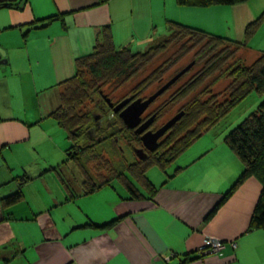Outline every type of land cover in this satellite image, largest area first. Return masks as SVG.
<instances>
[{
    "label": "crops",
    "instance_id": "obj_1",
    "mask_svg": "<svg viewBox=\"0 0 264 264\" xmlns=\"http://www.w3.org/2000/svg\"><path fill=\"white\" fill-rule=\"evenodd\" d=\"M97 2L27 0L22 9L0 8V59L6 60L0 63V264H264V229L250 230L262 189L257 178L246 179L212 214L244 170L224 138L208 137L176 174L157 181L149 175L153 198L131 199L120 183V193L112 183L86 194L79 167L67 171L74 161L66 132L36 109L49 94L45 106H59L60 83L74 75L78 57L92 52L106 24L118 48L140 51L168 34L169 21L232 37L224 30L231 21L246 41L238 56L254 62L264 51V18L250 38L244 29L264 13V0L209 7ZM58 14L62 19L44 22ZM18 192L17 202L3 204ZM117 218L107 229L87 225ZM207 237L225 247L200 255Z\"/></svg>",
    "mask_w": 264,
    "mask_h": 264
},
{
    "label": "trees",
    "instance_id": "obj_2",
    "mask_svg": "<svg viewBox=\"0 0 264 264\" xmlns=\"http://www.w3.org/2000/svg\"><path fill=\"white\" fill-rule=\"evenodd\" d=\"M109 1L98 0L97 4H105ZM246 1L248 0H177L181 6L196 7L235 5ZM26 2L27 0L0 1V8L22 9ZM263 18L264 13L246 26V39L254 34ZM57 19H62V16L54 15L44 22L47 24ZM167 30L168 34L155 45L149 46L145 51H134L129 46L118 48L114 42L111 25L106 24L101 27L92 52L78 57L74 75L60 83L62 88L60 104L50 116L67 134L70 142L68 154L83 173L86 194L104 185L118 182L127 190L131 199L143 198L146 196L145 193L149 198H153L157 188L147 177L149 167L157 165L165 169L203 134L217 126L252 92L264 96V51L251 65H246L238 56L246 41H236L176 21H169ZM186 43H190L192 48L200 47L196 62L203 65L188 82L175 90L161 107L160 112L167 106L188 98L208 79L221 73L227 64L232 63L226 78L229 80L228 95L219 100L221 94L209 90L201 92L182 107L183 116L161 137V139L166 138L160 139L157 148L147 151L146 158L138 159L134 154V148L142 147L141 139L124 123L119 113L110 108L106 99L110 98L104 95L103 87L133 70L126 75L125 81H127L131 74H135L138 67L162 55L172 45L182 44L175 53L179 58L184 57L188 51L183 49L180 52V50ZM192 66L193 63L190 69ZM148 78L150 77H147L143 83ZM130 96L135 99L139 97L133 91ZM126 98L116 101L111 98L110 101L117 105ZM122 141L128 143L127 146L132 149L137 161L127 162ZM224 142L238 156L244 165V170L234 185L223 195L212 214L246 179L255 177L260 181L262 189L252 215L250 230L264 229V99L254 112L225 136ZM115 145H118L119 150L114 148ZM102 147L106 149L103 148V153L109 154L115 160L114 165H99ZM182 169L177 168L173 174ZM20 197L21 193H15L5 198L3 204L9 206L17 202ZM119 220L120 218H117L101 225H87L107 229L115 226Z\"/></svg>",
    "mask_w": 264,
    "mask_h": 264
},
{
    "label": "rangeland",
    "instance_id": "obj_3",
    "mask_svg": "<svg viewBox=\"0 0 264 264\" xmlns=\"http://www.w3.org/2000/svg\"><path fill=\"white\" fill-rule=\"evenodd\" d=\"M236 28H237L236 24L231 23V21H229L228 24H224V30H228L229 34L232 37H230L229 35L227 36L226 33H223V35H225L226 37L232 38L236 41H240L239 39L241 38L239 36L242 34V32L240 35H238ZM245 29H244V35H245ZM231 31H232V34L230 33ZM241 31H242V28H241ZM159 40L160 38H156L152 40L147 46V48L146 46H141L140 51L147 50L149 46L155 45L156 43L159 42ZM181 45L180 46L172 45L168 49V51L164 52L162 55H158L148 64L142 67H138L135 74L133 75L131 74V76L127 78V81H125L126 75L128 73L130 74L133 70L128 71V73L124 77H120L112 81L111 83L105 85L103 87L104 95L116 101V100H120L121 98L130 96V94L133 91L139 95L138 98L143 97L144 99H147L153 94H155L162 86H164L168 81H170L178 73H180L185 67L193 63V66L188 71V73L180 77L165 93L160 95V97H158L154 101V103L149 107L146 114L151 113V112L154 113L157 110L161 109V107H163L164 103L170 98V96L175 92V90L177 91L182 85L188 82L201 69L203 65V63L196 62V57H198L197 53L200 50V47L192 48L190 43H186V45L184 44L185 46L180 50V52L183 49L187 50L188 53L184 57H181V58L177 57L175 52L179 50ZM138 48L139 47H134V49H138ZM241 59L246 64H250L251 62H253L250 56L249 57L242 56ZM231 64L232 63L227 64L221 73H218L214 77L208 79L199 90L191 94L185 100L179 103L169 105L166 108H164L160 112V118H158V122L156 123V126L158 128H161L177 113H180L182 107H184L190 101L195 99L194 97L200 95V93L205 90H209L212 93L221 94V97H219V100H222L223 98H225V96L228 95L227 89H228V84H229V80H227L226 78H227V74L229 73L230 68L232 67ZM147 77H150V78H148V80L145 83H143ZM51 97H52V94L42 96V100L45 101L43 103L44 106L42 105L41 109L39 107L36 108L38 112L44 114L47 118L49 116L50 119H52L50 115L53 112L51 111L53 110L52 104L48 106H45V104L49 102L48 100H50ZM263 99H264V96H260L257 92H252L244 101H242L237 107H235L229 113V115L226 118H224L217 126H215L214 128L210 129L208 132H206L207 134L205 133V136L204 135H203L204 137L202 136L203 139L200 142H197V141L201 139L202 137H200L194 144H192L186 150L185 153L179 156L175 162L168 165L165 169H162L157 165L149 167L147 170V177L149 175H152L154 177V180L157 181L158 180L157 178H160V175L173 174L175 170L179 168V166L183 163V161L187 159L185 157H187L188 155H192V153L201 149V148L198 149V147L200 145H204L203 143L207 141L208 137L225 138V136L233 128H235L249 114H251L257 109L258 105ZM53 104H54V101H53ZM57 106L55 108H58ZM164 138H162L161 140H163ZM121 144H122V147L125 149V157H126L127 162L133 163L137 161V158L132 153V149L127 146L128 143L126 141H122ZM117 146L118 145H115L114 148H117L119 150V147ZM103 148L105 149V147H102L100 150V152L101 151L102 152L100 156L101 162L99 163V165L100 166H105L104 164H109L108 166L114 165L115 160H113L109 154L107 153L104 154ZM109 161H111V163H109ZM67 167H68L67 171H69V175H72V173H74L77 170L76 164L72 161H70V164ZM77 181L79 182L83 181V178H81V175H79ZM114 184L118 187L117 191L119 193L120 191L124 190V188H122L118 182L117 183L114 182Z\"/></svg>",
    "mask_w": 264,
    "mask_h": 264
},
{
    "label": "water",
    "instance_id": "obj_4",
    "mask_svg": "<svg viewBox=\"0 0 264 264\" xmlns=\"http://www.w3.org/2000/svg\"><path fill=\"white\" fill-rule=\"evenodd\" d=\"M5 52L0 51V58L4 56ZM0 63H6L5 59H0ZM191 67V64L185 67L180 73H178L175 77H173L170 81H168L164 86H162L155 94L150 96L147 99L138 98L131 102L127 107L124 106L127 104V100L122 101L121 103L114 105L110 99L107 98V102L110 107L113 108L114 112H118L120 118L124 121V123L130 128H136L137 134H142V132L151 124L152 119L144 123L143 125H139L142 120V114L146 111V109L150 106L152 102H154L160 95H162L171 85H173L181 76H183ZM184 111L177 113L174 117H172L166 124H164L161 128H159L155 132H147L142 134L141 139L146 146L147 149L153 151L155 150L158 140L183 116ZM153 118V117H152ZM150 142L152 144H150Z\"/></svg>",
    "mask_w": 264,
    "mask_h": 264
},
{
    "label": "flooded vegetation",
    "instance_id": "obj_5",
    "mask_svg": "<svg viewBox=\"0 0 264 264\" xmlns=\"http://www.w3.org/2000/svg\"><path fill=\"white\" fill-rule=\"evenodd\" d=\"M160 97V96H159ZM141 98H143V97H141ZM107 99V98H106ZM136 99H138V98H136ZM135 98H133L132 96H129V97H127L125 100H127L128 102H127V104L124 106V108L125 107H127L131 102H133L134 100H136ZM144 99V98H143ZM154 102H152L151 104H150V106L153 104ZM110 106V105H109ZM149 106V107H150ZM149 107L146 109V111L142 114V120H141V122H140V126L141 125H143L144 123H146L147 121H149L150 119H152V121H151V124L142 132V134H144V133H147V132H155V131H157L159 128L156 126V123L158 122V115H160V109L159 110H157L156 112H154V113H148V114H146L147 113V111H148V109H149ZM111 109H112V107H110ZM146 114V115H145ZM153 117V118H152ZM132 130H134V132L136 133V128H131ZM137 134V133H136ZM142 134H138L139 135V137H140V139H141V136H142ZM161 139V138H160ZM160 139L158 140V144L160 143ZM141 142H142V147L140 146L139 148H137V147H135L134 148V154L137 156V158L138 159H143V158H146L147 157V151H151V150H149V149H147L146 148V146L144 145V143H143V141H142V139H141ZM150 144H152L151 142H150ZM158 144H157V146H158ZM157 146H156V148H157ZM155 148V149H156Z\"/></svg>",
    "mask_w": 264,
    "mask_h": 264
},
{
    "label": "built area",
    "instance_id": "obj_6",
    "mask_svg": "<svg viewBox=\"0 0 264 264\" xmlns=\"http://www.w3.org/2000/svg\"><path fill=\"white\" fill-rule=\"evenodd\" d=\"M233 247H236V242L231 243ZM225 247L224 241L215 237H207L204 243L199 247L198 252L200 255L216 254L219 253Z\"/></svg>",
    "mask_w": 264,
    "mask_h": 264
}]
</instances>
